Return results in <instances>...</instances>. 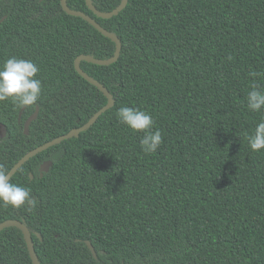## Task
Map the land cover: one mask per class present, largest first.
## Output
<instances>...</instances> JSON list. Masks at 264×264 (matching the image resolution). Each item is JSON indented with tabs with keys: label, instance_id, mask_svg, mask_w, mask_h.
<instances>
[{
	"label": "trees",
	"instance_id": "16d2710c",
	"mask_svg": "<svg viewBox=\"0 0 264 264\" xmlns=\"http://www.w3.org/2000/svg\"><path fill=\"white\" fill-rule=\"evenodd\" d=\"M120 1L91 0L101 12ZM67 5L121 42L114 63H80L114 104L19 167L9 182L29 188L37 206L0 202V222L28 227L40 264H264V149L247 139L264 119V109L247 107L253 85L264 91V0H127L110 18L84 0ZM3 16L0 64L33 61L43 88L35 105L0 101L7 173L106 104L74 59H107L115 43L60 0H0ZM122 106L151 114L163 138L155 153L120 123ZM45 160L52 164L40 177ZM0 264H32L17 227L0 231Z\"/></svg>",
	"mask_w": 264,
	"mask_h": 264
},
{
	"label": "clouds",
	"instance_id": "9594fccd",
	"mask_svg": "<svg viewBox=\"0 0 264 264\" xmlns=\"http://www.w3.org/2000/svg\"><path fill=\"white\" fill-rule=\"evenodd\" d=\"M38 66L31 60L10 57L0 64V101L11 100L19 106L35 105L42 95V82L36 78ZM247 107L259 112L264 109V91L255 85L247 93ZM120 123L128 126L133 132H142L140 140L142 150L146 154L155 153L163 143L161 131H153L154 120L150 113L136 107L122 106L116 111ZM250 148L259 152L264 149V119L255 126L254 132L247 136ZM0 202L4 206L21 208L25 204L31 208L37 206L27 187L9 182L6 172L0 165Z\"/></svg>",
	"mask_w": 264,
	"mask_h": 264
},
{
	"label": "water",
	"instance_id": "95a60500",
	"mask_svg": "<svg viewBox=\"0 0 264 264\" xmlns=\"http://www.w3.org/2000/svg\"><path fill=\"white\" fill-rule=\"evenodd\" d=\"M87 7L98 17H102V18H110L114 15H117L127 4V0H121L120 3L111 11L109 12H101L99 11L91 2V0H84ZM60 4L62 9L69 15H73V16H78L83 18L84 20L88 21L91 25H93L101 34H103L104 36L110 38L114 43H115V50L114 53L111 57L107 58V59H100V58H94L92 56L89 55H85V54H79L75 59H74V68L77 71V73L79 75H81L84 79H86L88 82H90L91 84H93L94 86H96L103 94L104 96H106L107 98V102L105 105H103L101 108H99L96 112H94L92 114V116L81 126L76 127V128H72L70 129L67 133L62 134L60 136H57L35 148H33L32 150L28 151L26 154H24L11 168L10 170L6 173L8 179L11 178V176L19 169V167H21L28 159H30L31 157H33L34 155L48 149L51 146H54L58 143H60L63 140H66L68 138L71 137H75L78 136L79 133L85 131L86 129H88L95 121L96 119L107 109H109L110 107L113 106L114 104V99L112 94L106 89L105 86H103V84H101L99 81H97L96 79H94L93 77H91L90 75H88L83 69H81L80 67V63L81 61H87V62H91L94 64H98V65H110L112 63H114L120 54V50H121V42L119 40V38L114 35L113 33L107 31L105 28H103L98 22H96L90 15L80 11V10H73L71 9L68 5H67V0H60ZM5 18V16H3L2 18H0V22ZM38 106H36L35 111L30 114L27 119L24 121L23 127H24V133L28 134V129H29V125L30 123L35 120L37 118L38 115ZM21 114L19 113V119H20ZM6 136V127L0 123V139L4 138ZM52 162L50 160H46L44 161L40 167H39V176L41 177L43 175L44 172H47L49 170V167L51 166ZM30 178H33V175L30 173ZM17 227L19 228L24 235V239L27 245V249L29 252V256L31 258L32 264H40L38 256L35 252L34 249V244L32 241V237H31V233L28 229V227L21 221L16 220V219H7L4 220L2 222H0V231L3 230L4 228L7 227ZM86 244L88 245L89 249L91 250L93 256L95 257V251L91 245V243L89 241H86Z\"/></svg>",
	"mask_w": 264,
	"mask_h": 264
},
{
	"label": "flooded vegetation",
	"instance_id": "af4514ba",
	"mask_svg": "<svg viewBox=\"0 0 264 264\" xmlns=\"http://www.w3.org/2000/svg\"><path fill=\"white\" fill-rule=\"evenodd\" d=\"M46 161V160H45ZM44 162V161H43Z\"/></svg>",
	"mask_w": 264,
	"mask_h": 264
}]
</instances>
